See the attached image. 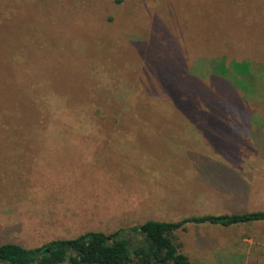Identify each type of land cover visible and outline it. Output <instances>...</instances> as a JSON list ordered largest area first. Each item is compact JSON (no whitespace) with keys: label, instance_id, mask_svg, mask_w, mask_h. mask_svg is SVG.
I'll return each mask as SVG.
<instances>
[{"label":"rangeland","instance_id":"374dc122","mask_svg":"<svg viewBox=\"0 0 264 264\" xmlns=\"http://www.w3.org/2000/svg\"><path fill=\"white\" fill-rule=\"evenodd\" d=\"M158 56L159 68L143 62ZM218 69L238 73L243 95L194 88L189 74ZM184 98L206 103L186 117L171 103ZM78 105L93 123L75 113L48 129ZM0 135V244L119 229L134 243L150 219L264 210V0H0ZM175 235L195 264H264V221Z\"/></svg>","mask_w":264,"mask_h":264},{"label":"trees","instance_id":"16d2710c","mask_svg":"<svg viewBox=\"0 0 264 264\" xmlns=\"http://www.w3.org/2000/svg\"><path fill=\"white\" fill-rule=\"evenodd\" d=\"M122 1L123 0H116L117 3H121ZM152 9V3L150 7L145 3L144 8L142 9V14L139 16L137 15V18L142 16L147 17V13ZM124 26L126 29L130 28L128 24H122L120 28L110 30L111 35L117 37L121 36L125 30ZM134 30V33L138 36H140L141 33L144 36H150L146 27H142L141 29L134 28ZM140 42L137 40L135 46L137 49H140V53L143 55L145 51ZM162 57H164V55ZM159 59H161L159 56L151 60H148L145 57L143 58V62L149 63L155 69L161 66ZM132 60L136 65L140 62L136 57L135 59L130 58V61ZM241 65L242 64H239L238 62H235L234 64L231 63L226 65V69L234 72L238 69L237 67H241ZM186 68H189V66ZM220 74L224 76L221 71ZM189 75L195 77L194 79L196 80L197 85H195L194 88L198 90L202 88L203 82L211 81L216 87L223 86L222 89L224 90L223 93L225 97H231V99L235 100L236 97L232 92H234V94L236 92L242 94L239 82L240 79H237L238 73L235 74V77H232L233 80L229 75V78H226L228 76L220 77L212 73L207 77L196 76L192 73ZM181 87L186 89L183 85H181ZM112 90L114 93L113 96L105 99H111L117 96L116 93L120 92L118 89H114V87ZM34 97L36 98H31L29 100V109L36 116V121L38 122L37 125H43L39 119V115L42 114L39 113L41 108H46V100L43 98H37V96ZM158 101L161 105H166L169 102L162 97H158ZM172 102L175 103L176 109L178 108L182 110L180 111L182 115L188 117L190 110L196 108V106H203L206 103V99L199 101L198 104H192L187 98L180 100V103L178 99L175 101L171 100V103ZM133 105L134 104L129 103L126 107L131 110ZM70 107V112L66 110L57 113L51 112L48 129L59 128L62 126V118L64 120L73 118L75 113L78 114L77 117L84 118L86 122L90 120L93 123L95 117L94 115L90 116L89 109L85 108L84 105H78L76 108L72 106ZM107 111L110 112L111 110L108 109ZM18 113H20V111H18ZM114 115L116 114L114 113ZM119 117L120 120L118 124H120L122 119L118 114V118ZM0 139H4V136L0 135ZM255 221H264V210H246L233 213L195 215L180 221H159L150 219L140 226L132 227L133 232L139 233L143 236L141 241H135L134 243H132L131 238L128 237L127 229H119L111 233L91 231L73 239H54L35 248L24 247L17 243H3L0 244V264H195L188 255L181 252L180 244L176 242L175 232L177 230L185 228L190 222L231 226L234 224Z\"/></svg>","mask_w":264,"mask_h":264}]
</instances>
